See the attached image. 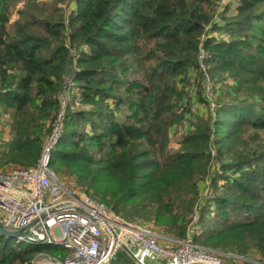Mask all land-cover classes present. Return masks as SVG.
I'll return each mask as SVG.
<instances>
[{
	"label": "trees",
	"instance_id": "trees-1",
	"mask_svg": "<svg viewBox=\"0 0 264 264\" xmlns=\"http://www.w3.org/2000/svg\"><path fill=\"white\" fill-rule=\"evenodd\" d=\"M20 1L0 0V168L37 163L72 91L55 171L167 236L194 223L196 243L264 261V0ZM53 247L0 234V264Z\"/></svg>",
	"mask_w": 264,
	"mask_h": 264
},
{
	"label": "built area",
	"instance_id": "built-area-1",
	"mask_svg": "<svg viewBox=\"0 0 264 264\" xmlns=\"http://www.w3.org/2000/svg\"><path fill=\"white\" fill-rule=\"evenodd\" d=\"M64 108L62 102L35 165L0 169V224L9 231L23 230L14 237L18 244L67 251L65 257L39 254L30 264H120L115 260L122 246L135 264H264L196 243L194 223L184 239H176L127 219L55 171L52 153L63 134Z\"/></svg>",
	"mask_w": 264,
	"mask_h": 264
},
{
	"label": "rangeland",
	"instance_id": "rangeland-1",
	"mask_svg": "<svg viewBox=\"0 0 264 264\" xmlns=\"http://www.w3.org/2000/svg\"><path fill=\"white\" fill-rule=\"evenodd\" d=\"M25 1V2H24ZM22 0V2L20 1L19 3H18V5L17 6H20V7H22V6H24L25 4H26V2H27V0ZM67 3H68V1H66V3H65V1L64 2H62V4H61V7H63L64 9L66 8L67 9V7H66V5H67ZM195 91H196V86L193 88ZM194 90H192V95H193V91ZM208 92H212V89H210V87H209V89H208ZM75 95V93H73L72 94V91H67V92H65L64 94H63V98H62V100H61V103L62 102H64V104L65 105H67L68 103H71L72 104V101H74V98L72 97V96H74ZM72 97V98H71ZM77 97H79V95L77 96ZM75 106H76V108H78V107H82L79 103H78V100H77V103H75L74 104ZM215 106V103H214V101H211V107L213 108ZM83 107H85V106H83ZM206 115V114H205ZM192 117H194L193 115H191V118ZM187 126V124H186V122H185V120L183 121V122H181L179 125H178V127H177V129L172 133V135L170 136L171 138H170V140H171V144H170V146L171 147H174V148H177V149H179L180 148V145H178L179 144V141L181 140V138H182V136L184 135V133H185V127ZM9 125H8V121H7V117H6V115L5 114H3V112L0 110V133H1V136L3 137V139H5V138H8L9 137ZM46 134H48V133H46ZM46 134H45V136H46ZM44 136V137H45ZM9 166H6L5 168H8ZM0 169H2V168H0ZM60 174H62V175H64L67 179H69V180H71L72 178L75 180V182H76V184L78 185V187L82 190V191H84V189L77 183V181H76V179H75V177L73 176V175H68V174H66V173H61V172H59ZM208 190H209V188L208 187H206L205 189H204V191H203V193H202V196H206L207 194H208ZM85 192V191H84ZM125 217V216H124ZM127 218V217H126ZM128 219V218H127ZM133 219V218H132ZM137 220H138V218H136ZM206 247V246H205ZM58 247H53V249H52V252H51V254H52V256H55V257H57L61 252H59V250L57 249ZM208 248H210V247H208ZM213 249V248H212ZM217 250H220V249H217ZM221 251H232V250H221ZM242 255H244L245 257H247L248 259H252V260H260V257H259V255H258V253L257 252H251V253H248V254H242ZM63 258V257H62ZM115 262L116 263H126V264H135L134 263V260H133V257L131 256V254L127 251V249H126V247H124V246H122V247H120L119 249H118V251H117V256H116V260H115Z\"/></svg>",
	"mask_w": 264,
	"mask_h": 264
},
{
	"label": "water",
	"instance_id": "water-1",
	"mask_svg": "<svg viewBox=\"0 0 264 264\" xmlns=\"http://www.w3.org/2000/svg\"><path fill=\"white\" fill-rule=\"evenodd\" d=\"M74 71H75V68H74L73 66L69 65V66L67 67V69L65 70L64 78H65V79H70L71 76L73 75ZM22 231H23V230H21V231H16V232H14V231H9V230L5 229V228L0 224V234L4 235V236H6V237L14 238L15 236L21 234Z\"/></svg>",
	"mask_w": 264,
	"mask_h": 264
}]
</instances>
